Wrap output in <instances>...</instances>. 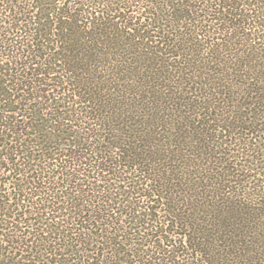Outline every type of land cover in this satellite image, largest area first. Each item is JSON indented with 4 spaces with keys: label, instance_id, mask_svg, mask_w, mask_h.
<instances>
[{
    "label": "trees",
    "instance_id": "obj_1",
    "mask_svg": "<svg viewBox=\"0 0 264 264\" xmlns=\"http://www.w3.org/2000/svg\"><path fill=\"white\" fill-rule=\"evenodd\" d=\"M0 264H264V0H0Z\"/></svg>",
    "mask_w": 264,
    "mask_h": 264
}]
</instances>
